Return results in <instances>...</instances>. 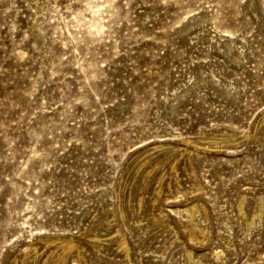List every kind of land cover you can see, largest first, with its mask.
Listing matches in <instances>:
<instances>
[{"label": "rangeland", "instance_id": "1", "mask_svg": "<svg viewBox=\"0 0 264 264\" xmlns=\"http://www.w3.org/2000/svg\"><path fill=\"white\" fill-rule=\"evenodd\" d=\"M63 256L264 264V0H0V264Z\"/></svg>", "mask_w": 264, "mask_h": 264}, {"label": "bare ground", "instance_id": "2", "mask_svg": "<svg viewBox=\"0 0 264 264\" xmlns=\"http://www.w3.org/2000/svg\"><path fill=\"white\" fill-rule=\"evenodd\" d=\"M242 204V203H241ZM195 209H196V206H194V204H193V206H191V207H188V212L189 213H193L194 211H195ZM254 219V218H253ZM97 237V236H96ZM125 241V240H124ZM70 242V241H69ZM74 245V243L73 242H71L70 244H69V248L70 247H72ZM126 245V244H125ZM67 249V248H66ZM71 249V248H70ZM66 254H67V252H66ZM65 258H64V256L63 257H61L55 264H62L63 263V260H64Z\"/></svg>", "mask_w": 264, "mask_h": 264}]
</instances>
